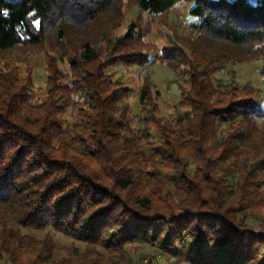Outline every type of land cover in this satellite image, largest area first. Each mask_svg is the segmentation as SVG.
<instances>
[{
  "label": "trees",
  "instance_id": "16d2710c",
  "mask_svg": "<svg viewBox=\"0 0 264 264\" xmlns=\"http://www.w3.org/2000/svg\"><path fill=\"white\" fill-rule=\"evenodd\" d=\"M118 1L0 0V52L41 46L50 32L63 44L70 23L96 25L100 38L56 50L39 103L29 78L0 68V264H133L126 247L154 243L171 255L188 244L187 264H264V129L254 124L264 108L251 85L212 80L226 65L264 60V0H135L153 15L186 1L199 20L158 55L187 84L169 120L148 75L133 116L123 103L130 90L104 72L148 65L154 50L136 24L116 37L118 25L101 23ZM78 105L83 122L65 128L60 117ZM23 229L87 249L56 259L49 235Z\"/></svg>",
  "mask_w": 264,
  "mask_h": 264
},
{
  "label": "rangeland",
  "instance_id": "374dc122",
  "mask_svg": "<svg viewBox=\"0 0 264 264\" xmlns=\"http://www.w3.org/2000/svg\"><path fill=\"white\" fill-rule=\"evenodd\" d=\"M192 5V3L180 1L167 13L153 15L149 12L141 11L137 7L135 0H119L111 10L99 17L101 23L107 24V27L113 24L118 25L113 30V36L116 37L125 34L131 23L136 24L144 34L146 42H149L154 47V50L150 53L151 62L148 65L127 67L121 63H115L104 69L106 74L111 75L114 80L119 81L130 90L129 96L123 101L129 106L130 115H141L137 103V90L142 77L148 75L160 92L158 101L159 116L168 120L174 118L173 107L180 100L181 90L187 89V84L183 77L174 75L171 70L160 63L158 55H160L161 47L167 43L181 41V39L192 35V25L199 22L197 17L188 13ZM33 23L34 26L37 25V22L34 21ZM139 30L137 29L135 32L137 33ZM66 31L67 35L63 44H58L55 41L54 32H50L47 35L46 42L41 46H17L12 50L0 52V68L5 66L16 68L19 78L30 79L32 89L29 96L33 103H39L46 98L47 64L49 58H57L58 53H56V50L61 52L62 47L67 45L74 46L81 40L96 41L100 39L99 28L92 24L77 25L70 23L66 25ZM99 47L103 49L104 46L100 43ZM67 55L72 56L69 52H67ZM66 60L67 58L57 63L61 73L65 74L64 76L68 73ZM231 78L238 86H242L245 83L251 85L257 92L256 100L264 108V60L254 59L226 65L222 70L216 72L212 80L214 83L220 81L224 84L229 82ZM68 82L67 79L60 81L61 84H68ZM82 116L81 106L78 105L77 107L71 106L67 108L60 118L65 128H72L74 125L83 122ZM254 124L256 127L264 129V118L255 119ZM132 127L135 132L138 131L136 119L133 121ZM153 136L155 139L157 135L153 133ZM261 188L264 190V184H262ZM249 223L256 228L259 222L255 216L251 215ZM156 226L162 236L167 233V230L160 223ZM21 232L37 239H42L49 235L56 259L66 256L67 252H70L72 248H77L81 253L87 249L86 244L80 241L48 230L23 229ZM211 246V243L206 245L208 249H211ZM177 248L179 249L178 255L163 252L157 247V243L126 247V252L128 256L133 258V264H187L186 251L189 245L185 243L184 246H181L178 243Z\"/></svg>",
  "mask_w": 264,
  "mask_h": 264
}]
</instances>
